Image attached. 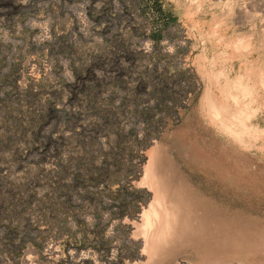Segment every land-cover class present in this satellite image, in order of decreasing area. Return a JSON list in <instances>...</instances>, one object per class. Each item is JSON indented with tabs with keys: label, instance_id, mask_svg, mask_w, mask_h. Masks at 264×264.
<instances>
[{
	"label": "rangeland",
	"instance_id": "rangeland-1",
	"mask_svg": "<svg viewBox=\"0 0 264 264\" xmlns=\"http://www.w3.org/2000/svg\"><path fill=\"white\" fill-rule=\"evenodd\" d=\"M0 264H264V0H0Z\"/></svg>",
	"mask_w": 264,
	"mask_h": 264
}]
</instances>
